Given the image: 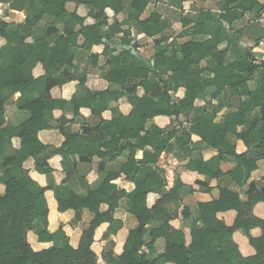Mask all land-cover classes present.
I'll return each instance as SVG.
<instances>
[{
	"label": "trees",
	"instance_id": "1",
	"mask_svg": "<svg viewBox=\"0 0 264 264\" xmlns=\"http://www.w3.org/2000/svg\"><path fill=\"white\" fill-rule=\"evenodd\" d=\"M68 1L0 0L6 7L0 14V40L5 41L0 47V184L6 188L17 186L14 196L0 195V264H98L91 250L94 231L107 222V237L120 226L112 213L106 215L100 209L102 204H110L104 197L105 186L113 180L109 177L98 186L84 187V194L78 192L93 218L84 229L77 249L69 246L62 228L53 233L48 230L45 193L53 192L58 211L64 213L69 210L68 201L76 194L77 184L51 183L53 170L48 160L61 150L51 149L37 135H31L53 127L52 112L58 103L64 102L53 99L51 91L61 86V79H76V49L90 51L94 45L104 47L102 78L110 84V89L91 91L79 82L74 100L82 96L98 118L110 101L125 98L132 109L127 116L113 110L110 122L100 120L95 127L85 130L90 138L84 142H91L95 150L105 147L119 154L128 149V144L142 151L141 159H136V152L129 150L117 174L123 173L134 184L130 193H122L128 200L129 213L137 222L138 238L135 242L126 241L120 255L104 249L105 264H264V253L258 246L264 240V220L253 214L257 204H264V177L258 182L250 181L264 162V52L262 59L253 52L264 41L259 23L264 16V5L258 0H201L216 2V11L200 10L195 16H181L183 31L174 37L168 21L158 13L142 18L149 0H78L77 4L87 9L114 12L111 24L103 15L92 25H84L75 13H69ZM11 11L23 13L24 21L7 20ZM119 14L125 15L121 22L116 18ZM246 17L245 28L235 29L234 23ZM132 30L135 35L153 39V66L132 56L130 50L119 51L110 46L130 45ZM118 35L121 37L116 39ZM79 37L83 40L81 45L77 42ZM186 39L195 43L196 51L188 57V70L181 71L177 68L182 60L179 40ZM55 57L66 62L60 71L56 70ZM37 66L44 73L35 77L33 71ZM140 68L147 69L142 77L138 74ZM141 89L143 95H139ZM178 91L185 95L194 93L205 103L200 107L182 106L175 98ZM15 95L18 97L14 100ZM10 104L28 115L17 125L7 121ZM148 105L155 116L171 119L168 128L160 129L145 117L144 109ZM32 109L39 111L38 118L31 116ZM193 135L200 138L201 147L192 141ZM73 138L77 139L75 144ZM78 138L83 137L68 136L61 149L74 154L75 146L84 144ZM14 139L20 140L18 149H13ZM237 141L243 143L245 151L236 150ZM203 148L216 154L204 159ZM162 153L173 154L179 162H184L187 171L207 180L226 177L242 191L244 200L239 192L219 187L217 199L198 203L195 216L185 206L181 216L186 223L181 229H174L170 222L177 217L183 194L189 188L180 177H175L173 186L167 190L165 172L158 167ZM28 159H33L36 172L46 176V186L31 178L30 171L24 167ZM81 161L89 162V158L83 157ZM226 162L232 168L224 173L220 165ZM71 171L77 172L76 167ZM150 194L158 196L151 208L146 202ZM138 196L140 203L134 206ZM229 200L237 203L232 226L217 217ZM75 214L79 219V211ZM204 223L216 232L211 234ZM185 228L189 229V242ZM255 228L261 231L259 237L251 234ZM236 231L247 237L255 250L253 257L244 258L240 254L232 239ZM29 233L35 235L38 243L51 247L35 251L28 241ZM158 240L164 243V251L159 255L155 248ZM178 247L184 248L185 256L176 262L173 250Z\"/></svg>",
	"mask_w": 264,
	"mask_h": 264
},
{
	"label": "crops",
	"instance_id": "2",
	"mask_svg": "<svg viewBox=\"0 0 264 264\" xmlns=\"http://www.w3.org/2000/svg\"><path fill=\"white\" fill-rule=\"evenodd\" d=\"M78 0H69L66 4V9L69 13H75L80 19L84 21V25H92L95 20H100V18L105 15L108 18L109 24L112 23L114 19V12L111 9H101V8H91L87 9L84 6L77 4ZM258 2L264 5V0H258ZM6 9L4 5L0 4V11L2 14ZM216 2H202L201 0H186L180 2L179 0H149V5L145 11L142 18L149 16L151 13L156 12L162 16L164 20L168 21L169 30L176 37L179 33L183 31L181 26L180 18L183 15H196L200 10H211L216 11ZM107 10V11H106ZM179 14V15H178ZM119 22L124 18V14H119L117 17ZM25 17L23 13L16 11H11L7 20L22 23ZM234 23L235 29H244L246 26V21ZM133 31V40L130 44L131 50L135 52L136 57L142 59V61H153L152 55L154 54L153 39L146 38L143 34L135 35ZM169 40V42L173 39ZM121 35H118L116 39H119ZM246 36L243 37V41H246ZM78 45H81L83 40L81 37L78 38ZM106 42L103 38L102 43ZM182 43L180 55L182 60L178 63V70L187 71L188 70V57L196 51V45L193 42L186 40H179ZM5 44L4 40H0V47ZM241 46H244L243 42H239ZM251 45V44H249ZM111 47L115 46H129L120 44H111ZM103 45H94L90 51L82 50L80 48L76 49V57L74 64H76L75 74L76 79H61L59 83L61 86L54 88L51 91V96L57 101L64 103H58V107L52 112L51 124L53 127L51 129L43 130L40 132H33L31 135H37L39 141L50 147L51 149L61 150L60 153L53 155L49 160L48 164L53 170L51 183L53 185H70L77 184L74 189L76 194L72 195L68 201V209L64 213L58 211V204L54 197L53 192L48 191L45 193L47 205H48V230L53 233L59 228L65 233L68 238V244L71 248L77 249L80 245L82 234L84 229L88 226L89 222L93 218L92 215L85 209L86 202L79 196L78 192L82 194L86 193V186H98L101 181L105 178L111 177V180L104 188V197L110 202V204H102L100 209L106 215L112 213L114 219L120 223L117 227L116 232L105 237L108 232L109 224L107 222L102 223L94 231L93 243L91 245L92 252L98 258V264H105L102 259V253L104 249L112 250L115 255H120L123 252V247L126 241L135 242L138 238L135 228L137 222L129 213L128 200L123 196L122 191L130 193L134 189V184L126 178L123 173L120 172L122 165L125 163L129 150L136 152V159H141L142 151L137 150L135 146L128 144L126 150H122L121 154L119 151H110L105 147H99L97 150L91 142H84L85 139L90 138L87 135L86 129H92L95 127L100 120L104 122H110L114 117V112H119L123 116H127L131 112V105L127 102L125 98L119 101H110L108 103V108L101 112V118L93 115L91 109L82 96H79L74 100L76 92L79 87V82H83L84 86L91 91L102 92L110 89V84L102 78V70L104 65V58L102 57ZM264 47L262 44L254 48L253 52L256 54V50ZM127 50V49H122ZM132 56H135L131 53ZM121 51V50H119ZM262 57H263V53ZM257 57V56H256ZM262 57L260 59H262ZM259 59V58H258ZM54 64L56 70L60 71L66 64V62L59 58H54ZM87 61L89 62L87 64ZM154 62V61H153ZM147 72L146 68L139 69V76L142 77ZM34 76H41L44 72L41 66H37L34 71ZM144 91L139 90V95H143ZM18 95L14 96V100ZM175 98L179 100L182 106L194 105V107H200L204 105V101L198 100L194 93L185 95L183 91H178L175 94ZM59 104H61L59 106ZM145 117L147 119H152V122L160 129H166L170 126L171 119L166 116H155L153 113V108L148 105L144 109ZM28 115L24 112L17 110L14 104H10L7 107V121L17 125L26 119ZM31 116L38 118L39 111L35 109L31 110ZM61 128V129H59ZM78 135L83 138H78L79 142H84L83 145L75 146V153L71 154L66 151V149H61L66 138L69 136ZM192 141L198 145L200 144V138L196 135L192 136ZM213 136L210 137V140ZM76 138H73V143L75 144ZM13 149H18L20 146V140L14 139L12 141ZM79 146V147H78ZM199 146V145H198ZM201 147V146H199ZM236 150L238 152L245 151V147L241 141L236 142ZM204 155V159H209L213 157L216 152L211 149L203 148L201 151ZM67 153L64 157L63 154ZM90 154L92 156H90ZM84 158H89V162H83ZM75 166L77 172L71 171L72 167ZM24 167L30 171L31 178L36 181L40 186H46L48 181L45 175L39 174L34 169L33 159H28L24 163ZM138 165L136 170L138 169ZM158 167L165 172V178L167 181V190H169L174 183L175 177H180L183 184L192 189L191 191H186L183 194V202L177 210V217L170 222V225L178 230L184 226L182 220L181 212L186 206L192 211V215H196V206L198 203L210 202L218 197L219 187H228L229 189L239 192L241 198L244 200L242 191L235 187L233 183L224 177L219 180H207L204 176L196 172L187 171L184 168V162H179L173 154H164L160 156L158 162ZM221 170L225 173L232 168V164L229 162L222 163L220 165ZM200 169V168H199ZM70 170V171H69ZM261 177H264V162H261L258 170L253 174L250 181L258 182ZM17 190L16 185H12L6 188L4 185L0 184V195L7 193L10 196H14ZM158 196L155 194H150L147 197V206L151 208ZM141 196H138L134 202V206H138L140 203ZM236 207L237 203L233 200L227 201L223 206V212L217 215L218 219L223 220L227 226H232L236 218ZM79 211L80 217L76 218V212ZM253 214L258 219L264 220V204L259 203L253 208ZM211 234H214L215 229L207 224H203ZM186 241L189 242V229L185 228ZM253 237H259L261 234L260 229L255 228L251 231ZM234 243L237 245L238 250L242 257L250 258L255 255V250L250 246L247 237L241 232L236 231L232 235ZM28 241L31 247L35 251H41L51 247V244H41L36 241V237L33 233L28 234ZM259 249L264 253V240L259 242ZM156 253L162 254L164 251V243L162 240H158L155 244ZM185 256L184 248L178 247L173 250V259L177 262L183 259ZM244 264V263H240Z\"/></svg>",
	"mask_w": 264,
	"mask_h": 264
},
{
	"label": "water",
	"instance_id": "3",
	"mask_svg": "<svg viewBox=\"0 0 264 264\" xmlns=\"http://www.w3.org/2000/svg\"><path fill=\"white\" fill-rule=\"evenodd\" d=\"M115 49L116 50H122V49H127V50H131V46H115ZM131 53L133 55H135V52L133 50H131ZM257 56V58H261L262 57V54L261 53H256L255 54ZM136 56V55H135ZM146 65L148 66H153L154 65V62L153 61H144Z\"/></svg>",
	"mask_w": 264,
	"mask_h": 264
},
{
	"label": "built area",
	"instance_id": "4",
	"mask_svg": "<svg viewBox=\"0 0 264 264\" xmlns=\"http://www.w3.org/2000/svg\"><path fill=\"white\" fill-rule=\"evenodd\" d=\"M259 23L261 25V28L263 29L264 31V16L259 20ZM262 46L264 47V41L262 42Z\"/></svg>",
	"mask_w": 264,
	"mask_h": 264
},
{
	"label": "rangeland",
	"instance_id": "5",
	"mask_svg": "<svg viewBox=\"0 0 264 264\" xmlns=\"http://www.w3.org/2000/svg\"><path fill=\"white\" fill-rule=\"evenodd\" d=\"M0 13H1V11H0ZM256 51H257L256 53H263L264 52L262 48H259Z\"/></svg>",
	"mask_w": 264,
	"mask_h": 264
},
{
	"label": "clouds",
	"instance_id": "6",
	"mask_svg": "<svg viewBox=\"0 0 264 264\" xmlns=\"http://www.w3.org/2000/svg\"><path fill=\"white\" fill-rule=\"evenodd\" d=\"M107 11V10H106Z\"/></svg>",
	"mask_w": 264,
	"mask_h": 264
}]
</instances>
